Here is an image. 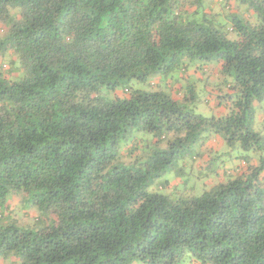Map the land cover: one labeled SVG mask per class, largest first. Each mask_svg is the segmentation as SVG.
I'll list each match as a JSON object with an SVG mask.
<instances>
[{
  "label": "trees",
  "instance_id": "obj_1",
  "mask_svg": "<svg viewBox=\"0 0 264 264\" xmlns=\"http://www.w3.org/2000/svg\"><path fill=\"white\" fill-rule=\"evenodd\" d=\"M0 26V261L264 264V0H0ZM203 61L223 116L131 87ZM211 138L236 165L191 177Z\"/></svg>",
  "mask_w": 264,
  "mask_h": 264
},
{
  "label": "rangeland",
  "instance_id": "obj_2",
  "mask_svg": "<svg viewBox=\"0 0 264 264\" xmlns=\"http://www.w3.org/2000/svg\"><path fill=\"white\" fill-rule=\"evenodd\" d=\"M236 15L252 19L254 16V12L251 10H234L233 11ZM2 28V26H0ZM200 65L201 68L204 69V71H197L195 65ZM192 66L191 72H194L192 76H188L186 79H183L179 77L181 74L179 71H176L173 73V78L169 79H160L159 77H156L155 79H149L147 83H137L136 81L131 82V87L134 89H153L150 84H159V87H156L157 89L164 90L171 94L173 97H176V90H181L185 92V88L188 86L191 88V92L193 94V100L190 101L191 107L195 110L197 114L203 115L205 117H219L227 114L229 112V109L226 107L229 105V101L226 98L228 95H231L233 97V92L227 91V87L224 85H219L213 87L214 80L211 79L209 82L210 84H207V79L209 75H212L214 71V67L212 62H199ZM202 69V70H203ZM209 72V73H208ZM221 78V76H220ZM159 80V81H158ZM222 80H226L225 78ZM220 89V90H219ZM219 91L223 92V94H219ZM120 95V92H118ZM257 104V103H256ZM264 103L262 104V106ZM260 105L253 104V124L254 129H262L261 127H264V123L262 121V116L264 115V108L259 109ZM264 131V129L262 130ZM229 148H227L220 139L218 138H211L203 147H201L200 152L202 153V159L195 161V163H189L193 165L192 169L188 167L186 170L191 169V177L194 176V178L200 177L201 179L204 178V175H206V169L208 166V163L211 162V158H216L220 156L218 161H228L227 163H224L221 165V163L218 165L217 173H222L224 171V167L236 165L237 159L234 157L236 154L235 151H231L232 155L229 157ZM218 151V152H217ZM202 165V167L199 169L198 167ZM199 170V171H198ZM211 180L209 179L208 182ZM172 188L177 189V194L184 193V191L189 190V185H187L185 188H181V185L175 184L172 182L171 184ZM168 193L174 194V190L170 189L168 190ZM19 260H17L14 256L8 257L7 259L1 260L0 264H19Z\"/></svg>",
  "mask_w": 264,
  "mask_h": 264
}]
</instances>
